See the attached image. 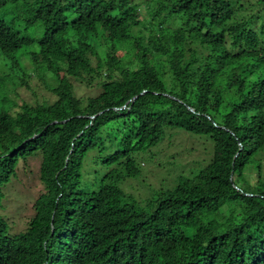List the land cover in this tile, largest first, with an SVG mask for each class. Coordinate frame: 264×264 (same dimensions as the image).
<instances>
[{"label": "trees", "instance_id": "16d2710c", "mask_svg": "<svg viewBox=\"0 0 264 264\" xmlns=\"http://www.w3.org/2000/svg\"><path fill=\"white\" fill-rule=\"evenodd\" d=\"M150 2L144 21L136 0H0V56L54 82L18 106L0 75V204L34 157L43 187L23 232L0 216V264H264V21L242 0ZM167 129L211 157L138 203L120 186ZM94 150L116 168L82 191Z\"/></svg>", "mask_w": 264, "mask_h": 264}, {"label": "rangeland", "instance_id": "374dc122", "mask_svg": "<svg viewBox=\"0 0 264 264\" xmlns=\"http://www.w3.org/2000/svg\"><path fill=\"white\" fill-rule=\"evenodd\" d=\"M140 4L144 21L149 18L152 3L150 0H136ZM248 2V4H247ZM246 9L239 12V16L248 17L258 12L264 21V5L256 0H242ZM263 23V22H261ZM122 57L123 52L120 53ZM125 58V57H124ZM23 70L11 66L0 56V75L6 79L5 93L9 100L18 106L22 103L36 104L52 102V96L47 85L54 84L43 72L34 70L28 60L22 61ZM78 96H93L96 93L88 88L79 87L72 80ZM17 110V109H15ZM170 130V129H167ZM211 145L203 137L193 136L182 130L166 132L164 140L156 148H151L144 154L137 155L140 174L135 179L126 180L121 189L126 195L132 196L138 203L151 198L161 187L170 188L180 175H187L202 167L211 157ZM106 153L98 150L91 151L84 161L80 190L94 191L99 181L116 166L107 167L102 163ZM264 160V154L262 155ZM40 158L34 157L18 168L17 177L3 190L4 200L0 204V216L10 227V234L23 232L28 221L34 214L33 205L36 198L43 192L39 181ZM264 168V161H262Z\"/></svg>", "mask_w": 264, "mask_h": 264}]
</instances>
